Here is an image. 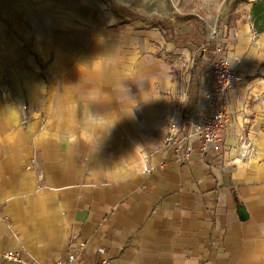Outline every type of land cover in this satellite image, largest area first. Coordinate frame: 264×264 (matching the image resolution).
I'll use <instances>...</instances> for the list:
<instances>
[{
	"label": "crops",
	"instance_id": "crops-1",
	"mask_svg": "<svg viewBox=\"0 0 264 264\" xmlns=\"http://www.w3.org/2000/svg\"><path fill=\"white\" fill-rule=\"evenodd\" d=\"M52 32L38 37L62 64ZM229 34L223 49L247 66L208 151L189 125L186 154L163 145L170 121L212 109L197 45L177 42L185 70L157 64L133 88L109 64L69 58L64 102L49 100L43 121L0 89V264H19L3 257L10 249L44 263L264 264V33L247 24Z\"/></svg>",
	"mask_w": 264,
	"mask_h": 264
},
{
	"label": "rangeland",
	"instance_id": "rangeland-1",
	"mask_svg": "<svg viewBox=\"0 0 264 264\" xmlns=\"http://www.w3.org/2000/svg\"><path fill=\"white\" fill-rule=\"evenodd\" d=\"M256 1H6L0 10V89L21 100L28 115L46 120L49 100L53 99L50 106L64 102L61 99L69 87L67 76L75 63L89 57L91 63L109 64L117 74L120 71L131 88L135 87L137 78L151 72L157 64L178 73L186 69L182 56L188 54L183 44L177 45L178 40L186 38V42H194L197 45L194 51L201 52L202 46L212 42L211 31L215 27L222 40L219 46L223 48L231 29L253 23L252 4ZM133 14L137 20H124L123 16L129 18ZM156 21L170 22L171 29L161 32L152 25ZM52 31L55 52L64 59L62 64L54 62L53 49L43 53L47 55L43 57L37 48L38 36L44 37ZM69 58H75V63L63 65ZM246 63L244 58L240 65L241 80ZM54 88L60 89V93L50 97L49 92ZM26 93L31 95L26 97Z\"/></svg>",
	"mask_w": 264,
	"mask_h": 264
},
{
	"label": "built area",
	"instance_id": "built-area-1",
	"mask_svg": "<svg viewBox=\"0 0 264 264\" xmlns=\"http://www.w3.org/2000/svg\"><path fill=\"white\" fill-rule=\"evenodd\" d=\"M210 40L212 42L201 47V53L204 60L209 64L214 80V88L208 104L212 109L208 113L205 108H201L196 116L190 120L170 121L167 124L163 145L167 151L173 150L177 156L181 155V152L184 154L187 152L184 148L190 134L184 131V125L197 129L196 138L198 140L202 139L203 151H208L211 144H216L221 139L227 128L229 94L236 84L241 81L240 65L244 59L243 55L234 53L230 57L228 52L226 53L221 45L219 46V33L215 27L211 31ZM153 171L154 168L149 164H144V173L150 174ZM3 257L8 261L19 264H69L74 263L76 260L75 254H70L68 263L63 262L61 259L44 263L20 254L14 249L4 252ZM96 264H111V260L107 256H103L101 262Z\"/></svg>",
	"mask_w": 264,
	"mask_h": 264
},
{
	"label": "trees",
	"instance_id": "trees-1",
	"mask_svg": "<svg viewBox=\"0 0 264 264\" xmlns=\"http://www.w3.org/2000/svg\"><path fill=\"white\" fill-rule=\"evenodd\" d=\"M252 15L254 16L253 23H252L254 30L257 33L264 32V0H257L256 2H254L252 4ZM123 18L126 21H128V20L134 21V20L138 19V17L135 14H133L129 18H128V16L127 17L123 16ZM143 21L146 23L145 20H143ZM152 25L157 27L161 32H167L168 30L171 29V24L168 21H166V22L156 21V22H153ZM185 40H187V39L183 38L181 40H178L177 42H179V43L184 42L186 44H190L191 47L196 46L194 42H191V41L186 42Z\"/></svg>",
	"mask_w": 264,
	"mask_h": 264
},
{
	"label": "bare ground",
	"instance_id": "bare-ground-1",
	"mask_svg": "<svg viewBox=\"0 0 264 264\" xmlns=\"http://www.w3.org/2000/svg\"><path fill=\"white\" fill-rule=\"evenodd\" d=\"M49 24H50V22H49ZM48 27H50V25H49ZM45 40H47V37L44 39V41H45ZM42 41H43V40L41 39V40H40V43H39V45H40V50H41L42 54L44 53V50H45V54H46V53L48 52V50L46 49L47 46L44 47V45L42 44V43H43ZM43 56H44V54H43Z\"/></svg>",
	"mask_w": 264,
	"mask_h": 264
},
{
	"label": "water",
	"instance_id": "water-1",
	"mask_svg": "<svg viewBox=\"0 0 264 264\" xmlns=\"http://www.w3.org/2000/svg\"><path fill=\"white\" fill-rule=\"evenodd\" d=\"M238 214L241 220H244L247 218V213L244 209H239Z\"/></svg>",
	"mask_w": 264,
	"mask_h": 264
}]
</instances>
